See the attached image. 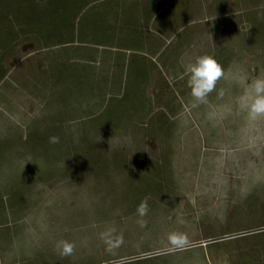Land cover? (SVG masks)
I'll use <instances>...</instances> for the list:
<instances>
[{"label": "rangeland", "instance_id": "1", "mask_svg": "<svg viewBox=\"0 0 264 264\" xmlns=\"http://www.w3.org/2000/svg\"><path fill=\"white\" fill-rule=\"evenodd\" d=\"M257 85L264 0H0V264H264Z\"/></svg>", "mask_w": 264, "mask_h": 264}, {"label": "clouds", "instance_id": "2", "mask_svg": "<svg viewBox=\"0 0 264 264\" xmlns=\"http://www.w3.org/2000/svg\"><path fill=\"white\" fill-rule=\"evenodd\" d=\"M186 71L189 75L188 87L195 98H203L210 93L216 81L223 75L222 67L213 57L207 55L198 57L193 63L188 64ZM262 89L264 85H257V92ZM252 111L253 113H264V97L255 100ZM50 142L59 143V138L53 137ZM64 251L71 252L72 246H66Z\"/></svg>", "mask_w": 264, "mask_h": 264}, {"label": "crops", "instance_id": "3", "mask_svg": "<svg viewBox=\"0 0 264 264\" xmlns=\"http://www.w3.org/2000/svg\"><path fill=\"white\" fill-rule=\"evenodd\" d=\"M15 250V249H14ZM18 250V249H17ZM15 252V251H14Z\"/></svg>", "mask_w": 264, "mask_h": 264}]
</instances>
